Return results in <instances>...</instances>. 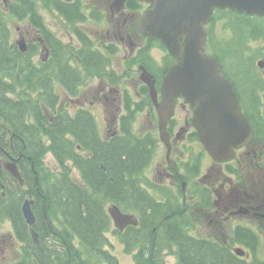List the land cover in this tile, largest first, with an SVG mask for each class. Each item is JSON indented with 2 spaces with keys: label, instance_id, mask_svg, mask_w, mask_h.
<instances>
[{
  "label": "flooded vegetation",
  "instance_id": "af4514ba",
  "mask_svg": "<svg viewBox=\"0 0 264 264\" xmlns=\"http://www.w3.org/2000/svg\"><path fill=\"white\" fill-rule=\"evenodd\" d=\"M60 1L78 3L83 21L76 22L74 26L55 2L48 4L43 1L44 11H35L36 16L39 19L41 16L43 20L44 29H41L37 27L38 21L34 12L28 7L25 8V18L22 20H26L28 26L24 32H20V37L28 42L36 37L33 41L42 43L39 54L41 60L31 65L41 71L39 88L42 98H27L26 103L37 102L44 106L50 121H54L59 115L77 117L87 114L97 124L103 141H111L112 138L120 136L123 120L128 118L131 134L137 138V145L146 154L138 178L139 205L135 212L140 224L146 221V232L154 235L168 234L169 229L170 234H178L188 244L198 241L227 255L232 263L264 264V77L255 71L251 57L247 59L245 54L238 55V47L223 50L220 48L221 44L208 46L207 39L206 49L219 61L222 72L232 82V88L223 91V94L234 95V99L226 105V111L235 112L237 101L243 115L241 124L227 126L229 136L236 133L241 137L236 140V144H232L233 152H229L228 146L222 142V148L231 156L215 159L193 123L197 105L187 101L183 94L175 96L173 113L166 122L167 135L165 138L162 135L158 102L165 98L164 80L176 58L158 38L144 36L139 30L138 23L151 5L140 0ZM91 2L96 6H92ZM47 9L55 20L56 15L64 20L70 43L74 44L76 41V46L81 45V38L75 31L77 28L106 59L103 70L89 76L91 81L82 80L80 72L84 73L85 68L79 65V57L74 50L54 49V41H60L62 37L46 22L45 19L49 20L45 17ZM11 13L15 14V10ZM106 16L113 27L107 30L102 39H94L80 26L82 22L90 19L102 23ZM19 17L18 20H21ZM108 46H114L115 51L109 50ZM246 46L247 44L244 47L248 51ZM11 47L22 52L18 43H11ZM122 47L128 51L127 65L133 66L138 72L134 79L128 71L120 75L113 71L112 56L119 54ZM43 52L46 54L43 55ZM159 52L161 56L157 54ZM234 60H238L237 64ZM239 60L243 65H239ZM63 62L66 64V73L62 72L60 75L58 72H50V64ZM259 63L264 68V60ZM63 67L61 65L57 69L63 70ZM145 72L149 75H144ZM93 78L100 80L98 86H95ZM125 79L130 81L134 93L127 87H120ZM84 88L90 91L91 102L81 100L80 95ZM12 90L9 99L26 105L25 102L11 97L15 94L13 88ZM30 93L25 91L28 97ZM94 102L97 105H93ZM48 106L56 108L51 109ZM102 106L105 108L109 126L103 130L100 129L94 113L95 107L99 109ZM109 111L113 112L112 118L109 117ZM141 114L146 116L147 122L155 124L154 131H135V122ZM15 118L13 116L8 126L7 137L0 130V142L1 137H4L5 142L4 146L0 145V176L6 185V195L2 194L0 188V196L11 205H18L16 214L0 211V264H81L80 260L69 256L71 250L80 245L65 241L62 233L64 227L55 226L44 208L42 185H45V181L41 175L46 171L47 154L45 157L44 153L32 154V149L38 150L39 144H27L19 133L29 131L26 125H30V121L23 119L22 125L25 128L21 130L19 127L16 129ZM227 118L234 120L235 115L228 114ZM113 122L114 129L111 128ZM78 149L81 150V147ZM13 159H18L23 184L5 167V162ZM72 173L74 179L80 182L79 172L74 167ZM26 200L32 201L31 207L36 216L34 225L28 224L24 217L23 205ZM196 214L200 218H196ZM16 216L21 217V224H17ZM129 228L130 226L122 232L126 234ZM33 230L39 234L38 241L33 236ZM115 230L113 227L107 233L109 249L113 245L111 236L122 241L121 235ZM171 238L174 237H168ZM168 245H173L175 249L181 246L174 241ZM147 246L155 249V239ZM82 258L88 264H95L93 258ZM106 260L107 264L114 261L115 264H122L117 256ZM139 262L145 264L143 259H135V264H140ZM154 263L152 261L151 264Z\"/></svg>",
  "mask_w": 264,
  "mask_h": 264
},
{
  "label": "trees",
  "instance_id": "16d2710c",
  "mask_svg": "<svg viewBox=\"0 0 264 264\" xmlns=\"http://www.w3.org/2000/svg\"><path fill=\"white\" fill-rule=\"evenodd\" d=\"M44 1L48 4L55 2L74 26L76 22L83 21L78 3L70 4L60 0ZM34 3L36 0H12L7 11L15 10L17 17H24L25 8L28 7L36 16L37 6H34ZM8 15L9 13H4L0 8V130L4 132V137L8 136V126L13 116L16 117V129L25 128L22 125L23 119L30 121V125H26L29 131L19 133L27 144L30 142L33 145L39 144L38 150L32 149V154L44 153L45 157L46 154L51 153L58 164V170H52L47 166L45 174L41 175L45 181V185H42V201L48 218L55 226L64 227L62 233L65 241L77 242L80 245L71 250L69 256L72 259L76 258L81 264H88L82 257L93 258L95 264H107V258H115L107 249L109 240L106 235L113 226L107 205L114 203L124 212H136L139 205L138 178L146 156L145 151L137 145V138L131 134L128 118L123 120L120 136L112 138L111 141H103L99 136L97 124L87 114H80L81 116L77 117L59 115L54 121H50L44 106L37 102L26 103L28 95L23 101L26 105L10 100L9 93L13 92L12 88L15 92V87L36 94L35 99L42 98V95L39 88L41 71L31 66L28 61L29 55L11 47ZM36 19L37 27L44 29L41 16L40 19L36 16ZM218 19L224 20L226 30L230 32V36L223 38L221 42H215L218 34L214 32L213 23ZM75 31L81 38V45H70L66 48L56 40L53 43L54 49L74 50L79 57V65L85 68L87 73L101 72L106 59L81 30L75 28ZM208 36V46L221 44L220 48L223 50L233 46L235 48L239 45L244 46L251 38L264 37V17L230 9H216L212 24L208 28ZM108 49L115 51L114 46H108ZM61 65L64 66L63 70L57 69ZM65 66L64 62L50 64V72H58L61 75L62 72H67ZM81 74L82 72L80 76ZM48 107L56 108V106ZM4 137H1V145L5 144ZM79 146L81 150L78 149ZM27 153L30 154L31 151ZM36 167H39L38 163ZM73 167L79 172L80 182L73 177ZM128 194L131 196H127ZM0 211L16 214L18 205H11L8 200L0 196ZM15 220L17 224H21V217L16 216ZM146 225V221H143L139 226H130L126 234L115 230L121 235L125 249L131 253L137 252L134 257L138 261L143 259L145 264H151L152 261H155L154 264H164L166 263L164 253L167 252L176 256L177 264H235L227 255L198 241L188 244L186 240L180 239L181 236L178 234H170L169 229H167L168 234L155 236L148 233L145 230ZM169 236L174 238L168 239ZM155 237H157L156 248H148V243L154 241ZM173 241L181 245L175 249V253L171 252L168 245ZM164 249L167 251L163 252ZM64 256H67V252ZM111 264H115V261Z\"/></svg>",
  "mask_w": 264,
  "mask_h": 264
},
{
  "label": "water",
  "instance_id": "95a60500",
  "mask_svg": "<svg viewBox=\"0 0 264 264\" xmlns=\"http://www.w3.org/2000/svg\"><path fill=\"white\" fill-rule=\"evenodd\" d=\"M151 5L138 23L144 36L156 37L176 57L164 80L166 90L163 101L158 102L160 129L165 138L166 122L174 110V98L183 94L187 101L196 106L194 125L205 143L210 154L215 158L229 157L222 142L233 152L232 144L240 140V135L229 136L227 126L241 124L243 115L235 101V112L228 113L226 105L234 99L233 94H223L232 88L231 81L224 75L217 59L206 52V25L211 21L215 9H230L248 15L264 17V0H140ZM21 49L26 44L20 42ZM144 75H149L145 72ZM148 80L146 77H143ZM228 114L235 115L229 120ZM18 159L5 162L6 169L22 184L24 179L17 164ZM0 188L6 195V185L0 176ZM32 201L26 200L23 205L24 217L28 224L34 225L35 214L31 207ZM114 224L120 230L128 225L137 226L138 217L134 213H125L113 204L108 207ZM36 241L39 234L32 231Z\"/></svg>",
  "mask_w": 264,
  "mask_h": 264
},
{
  "label": "rangeland",
  "instance_id": "374dc122",
  "mask_svg": "<svg viewBox=\"0 0 264 264\" xmlns=\"http://www.w3.org/2000/svg\"><path fill=\"white\" fill-rule=\"evenodd\" d=\"M43 1L44 0H36V3H37V10L36 11H38V10L40 11L41 9H42V11H44L45 6L43 5ZM11 3H12V0H0V8L3 9L4 13H9L7 20H8V23L10 25V28H11L10 29V36H9L10 44L11 43L12 44L18 43L20 50L23 53H26L27 55H29L28 61L31 63V65H35V63H37L38 61L41 60L39 54H40V50L42 47V43L38 40L33 41L36 39V37L32 38L29 42L26 41L25 38L20 37V32H24L26 30V28L28 26V22L26 20H22L23 18H25V15H24V17H19V19H21V20H18V17L15 14L11 13L10 9H9V11H7V9L9 8V4H11ZM91 5L96 6V4H94L92 2H91ZM47 7H48V5H47ZM47 10L48 11H46L45 17L48 18L49 20H47V19H45V20L48 23L49 27L54 29L56 31V33L60 37H62V40H60V41L63 43V45L66 48H68L70 45L76 46L77 45L76 41L74 42V44L69 42L70 37L67 33V30H66L67 27H66V23L64 22V20L61 17H59L58 15L55 16L57 18L55 20L53 14L51 12H49V9H47ZM80 26L82 29L86 30L94 39H102L103 35H105L107 33V30L113 27V24L110 21L109 17L106 16L104 22H102V23L97 22V20H95V19H90V21L82 22ZM214 28H215L214 32L218 34V35H216L215 42H221V41H223V38H225V37L227 38L230 36V32H228L225 28L224 20L221 19L219 21H215ZM22 41H24L26 44L25 50L21 49L20 42H22ZM247 46H248V51L244 46L239 45L238 46V49H239L238 55L245 54L247 59L249 57H251L252 63L255 65V71L260 73L264 77V68L260 67L261 64L259 63L262 60H264L263 38H258V39L251 38L250 40L247 41ZM45 54H46V52H43V55H45ZM157 54L161 56L160 52ZM217 54H218V56H220L219 53H217ZM127 60H128L127 48L122 47L119 54H117L116 56L115 55L112 56L113 71H115L118 75L124 73L125 71H128L131 73L130 77L132 79H134L135 77L138 76V72L136 71V69L133 68V66L127 65ZM237 61L238 60H234L235 64H237ZM239 65H243V62L240 60H239ZM249 65L251 66V63ZM91 75L92 74L87 73L86 71L84 73L82 72V80L83 81L88 80V82L91 81V80H89V76H91ZM93 80H94L95 86H98L100 80L94 79V78H93ZM120 87L121 88L127 87L130 89L131 92L134 93V91L132 90V85L128 79H125L122 82V84H120ZM25 91L26 90L21 88V87H16L15 94L11 97L15 98V100H17V101H25L26 95H28V94H25ZM89 94H90V91H88L87 89L84 88L81 92V95H80L81 100L83 102H86V103L91 102L92 99L89 97ZM35 97H36V94H34V93L29 94L30 99H35ZM92 104L97 105L96 102H94ZM94 111H95L94 113L98 119L100 129L103 130V129H106V127H109L108 123H107V114H106L104 106L100 107L99 109L97 107H95ZM109 114H108L109 117L112 118L113 112L109 111ZM178 116L182 117V115H178ZM114 126H115V123L114 122L111 123L112 129H114ZM134 129H135V131H138V132L142 131V130H146V132L154 131L155 130V124H152L150 121L147 122L146 116L141 114V115H138V117H137ZM0 145H1V142H0ZM1 146H4V145H1ZM46 163L52 170H58V164L54 162L52 154L47 155ZM127 196H131V195L128 194ZM195 216H196V218H200L199 214H196ZM154 239H155V241L157 240L156 237ZM111 241L113 243V245L111 247L112 248L111 251L113 252V254L115 256H117L120 259L122 264H135L134 253L127 251L125 249V245L122 241H120L116 237H112V236H111ZM170 247H171V252L175 253V247L173 245ZM165 251H167V250L164 249L163 252H165ZM164 255L166 256L165 262L167 264H176L177 263V259L175 258L176 256L174 254H168L167 252H165Z\"/></svg>",
  "mask_w": 264,
  "mask_h": 264
},
{
  "label": "bare ground",
  "instance_id": "6f19581e",
  "mask_svg": "<svg viewBox=\"0 0 264 264\" xmlns=\"http://www.w3.org/2000/svg\"><path fill=\"white\" fill-rule=\"evenodd\" d=\"M156 235V234H155ZM146 244V243H145ZM149 244V243H148ZM153 244V243H152ZM154 245V244H153ZM155 247V246H154Z\"/></svg>",
  "mask_w": 264,
  "mask_h": 264
}]
</instances>
